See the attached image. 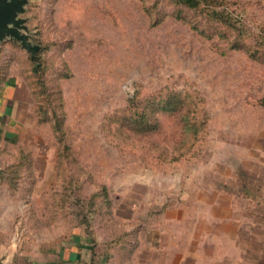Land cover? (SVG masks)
Here are the masks:
<instances>
[{
    "label": "rangeland",
    "instance_id": "374dc122",
    "mask_svg": "<svg viewBox=\"0 0 264 264\" xmlns=\"http://www.w3.org/2000/svg\"><path fill=\"white\" fill-rule=\"evenodd\" d=\"M21 16L40 49L0 44L4 232L36 250L91 233L104 264H264V0Z\"/></svg>",
    "mask_w": 264,
    "mask_h": 264
},
{
    "label": "crops",
    "instance_id": "0c3cea01",
    "mask_svg": "<svg viewBox=\"0 0 264 264\" xmlns=\"http://www.w3.org/2000/svg\"><path fill=\"white\" fill-rule=\"evenodd\" d=\"M31 1V0H29ZM2 43V42H1ZM0 43V44H1ZM6 82V81H5ZM3 84L0 85V88ZM3 100V97L1 98ZM2 127H0V130ZM2 165H0V175ZM45 245L36 250L27 247L16 237L4 232L0 224V264H99L102 257H94V249L88 234L79 231L66 240Z\"/></svg>",
    "mask_w": 264,
    "mask_h": 264
},
{
    "label": "water",
    "instance_id": "95a60500",
    "mask_svg": "<svg viewBox=\"0 0 264 264\" xmlns=\"http://www.w3.org/2000/svg\"><path fill=\"white\" fill-rule=\"evenodd\" d=\"M29 0H0V43L6 39H16L21 45L35 55L40 46L29 38L26 18L21 14L26 11Z\"/></svg>",
    "mask_w": 264,
    "mask_h": 264
},
{
    "label": "trees",
    "instance_id": "16d2710c",
    "mask_svg": "<svg viewBox=\"0 0 264 264\" xmlns=\"http://www.w3.org/2000/svg\"><path fill=\"white\" fill-rule=\"evenodd\" d=\"M8 44H11L12 46L14 47H19L21 48L23 51H27L23 46H21L20 43L18 42H15V41H7ZM6 42V43H7ZM11 58H14V57H11ZM31 60V59H30ZM10 62V59H2L1 57V49H0V85L1 83L6 80V76L4 75L6 73V70L9 69L8 66H9V63ZM38 65V64H37ZM88 236L90 237V240L92 242V247L94 249V257L95 256H98V258H101L102 257V263H99V264H104V261L105 259L107 258L108 260V257H109V253H107L105 251V248H103V245L101 242H99L91 233H88Z\"/></svg>",
    "mask_w": 264,
    "mask_h": 264
}]
</instances>
